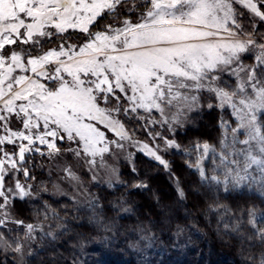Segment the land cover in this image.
<instances>
[{"label": "snow or ice", "instance_id": "6c2138e0", "mask_svg": "<svg viewBox=\"0 0 264 264\" xmlns=\"http://www.w3.org/2000/svg\"><path fill=\"white\" fill-rule=\"evenodd\" d=\"M262 28L264 0H0V249L22 254L18 236L40 229L19 218L37 191V155L53 162L70 155L94 170L123 142L134 143L183 198L164 154L184 150L157 125L174 132L204 93L215 101L209 109L232 119L217 122L219 151L193 143L186 167L217 190L264 189ZM74 34L79 43L70 42ZM124 121L139 122L145 140L134 141ZM209 153L219 175L205 172ZM62 170L78 179L69 164ZM249 223L261 249L251 264H264V226Z\"/></svg>", "mask_w": 264, "mask_h": 264}, {"label": "trees", "instance_id": "16d2710c", "mask_svg": "<svg viewBox=\"0 0 264 264\" xmlns=\"http://www.w3.org/2000/svg\"><path fill=\"white\" fill-rule=\"evenodd\" d=\"M221 115L217 109H204L195 127L180 129L171 138L182 147L204 141L218 144ZM126 123L145 139L139 122ZM167 158L184 189L183 198L177 195L169 174L141 154L136 158L135 173L132 167H125L122 185L94 190L92 207H79L70 198L45 193L34 198L20 209L19 218L40 224L34 248L23 264H180L174 250L180 252L178 246L188 238L191 246L184 249V264H251L261 249L258 241L250 239L249 221L255 223V218L248 213L264 212V198L250 192L220 194L206 188L209 186L186 167L183 153L173 152ZM35 174L39 183L50 182L47 172ZM140 182L147 187L134 186ZM165 190L170 192L164 194ZM260 224L264 225V217L255 225ZM145 243L152 247L151 252ZM144 255L150 262L145 263ZM173 256L179 257L175 260ZM217 256L222 260L217 261ZM0 264L22 262L14 253H1Z\"/></svg>", "mask_w": 264, "mask_h": 264}, {"label": "rangeland", "instance_id": "374dc122", "mask_svg": "<svg viewBox=\"0 0 264 264\" xmlns=\"http://www.w3.org/2000/svg\"><path fill=\"white\" fill-rule=\"evenodd\" d=\"M111 19H106L102 22V24L100 25V28L103 27L104 24L110 23ZM100 28H97L96 30H100ZM262 32H264V28L261 29ZM77 35L78 34H74L70 40L71 43H79L80 41L77 39ZM49 47H55V45H49ZM245 56V60L244 62L246 64H252L253 63V59L251 58L252 54L250 53H246L244 54ZM209 103H215L214 100H210L207 96L206 93L202 94V98H201V102H200V107L197 108L196 110L189 112L186 114V117L183 119V123L181 126H177L176 130L174 132H169L171 135L166 134L167 128L166 127H160L159 125H157V130L161 132L162 135H165L167 137H172L178 130L180 129H184V128H188V127H192L195 125V120L197 119L198 115L201 114V112L205 109H209L207 107V105ZM216 109V108H213ZM225 119H232L228 112H221V110L217 109ZM154 116H158L157 113H153ZM221 115V116H222ZM125 123V121H124ZM126 129L129 130V132H133V130L129 127V124H125ZM195 127V126H194ZM133 140L134 141H144L145 139H141L140 137H138L135 132H133ZM108 135L115 139L114 134L112 133H108ZM243 138V137H241ZM208 142V141H207ZM125 147L120 150L118 153L116 154H112V155H105V161H106V166L104 167H97L94 170H89L88 166L86 164H84L82 161L81 162H77L76 160L72 159L70 155L65 156L63 158H60L58 162H53V161H49L46 158L40 157V156H36L33 164H34V168H33V172L34 175L37 176L35 173L39 170L41 172H47L48 175H50V182L48 183H44L41 182L39 183V181L37 180L38 178L36 177V180L33 181V184L36 188L39 189L38 192L34 193V198H38L41 196L42 193L45 194H49L51 196H55V197H67L70 198L71 200H73L76 205H78L79 207H92L96 201V193H95V189H99V188H103V187H107V188H115L118 187L122 182V172L124 171L126 166L129 167H135V162H136V158L138 154H141L143 156H145L142 152L139 151L138 147L134 144V143H129V142H123ZM209 144L212 145H216L217 146V151H219V145L217 143L214 142H208ZM192 145L187 146V147H182L181 148L184 151H180V150H172L169 149L167 153H165V158L168 160V156L170 154H172L173 152H178V153H183V157H184V161H188L189 159H192L194 157H189L186 152L188 149H190ZM148 158V157H147ZM169 161V160H168ZM67 163L69 164L73 171L75 172L76 176L78 177V179H68L65 178L64 173H63V166L64 164ZM204 168H205V172L208 176L211 175H219L218 172H214L213 169L216 167V164L218 163V160H216L211 153H209V156L207 159L204 160ZM191 171L195 172L199 177L198 172L195 169H191L189 168ZM48 184V185H47ZM206 184V183H204ZM208 185V184H206ZM200 186L204 187L203 185L200 184ZM206 187V186H205ZM206 188H214L215 191H218L220 194H226V193H232V192H250L253 194H257L259 195V197H263L264 198V189H261L259 187V185H242L240 188L236 189V190H230V191H224L223 186L219 187V190H217L216 187H206ZM43 189H46V191H44ZM167 192H170L168 190H165L164 194H167ZM171 195V193H170ZM264 200V199H263ZM161 210L164 212V208H161ZM264 217V212H259L258 215H254L255 218V224H257V219H260ZM253 220V219H251ZM264 226V225H259V227ZM257 227V225H256ZM15 236V235H14ZM17 236V234H16ZM23 235L20 234L18 236V238ZM38 238V233L37 231L34 232L32 234V238H19L21 243L23 244V253H16L13 252L10 248L9 249H0V254H15L16 257H18V260L20 262H22V264L24 262H26V259L29 257L32 248H34L33 246L35 245V241ZM181 239V238H180ZM179 239V241H181ZM189 239V238H188ZM186 240L185 243L182 244V246H178V251L174 252L176 254H178L179 259L177 260L178 257H172L175 260H177V263L180 264H184L182 263V260L185 259L186 254L184 253V249L188 248V246L190 245V240ZM146 245V249L148 251L151 252V246L148 243H145ZM191 246V245H190ZM182 247V248H181ZM140 250V248H139ZM145 257V263L150 262V257L148 255H144ZM184 256V258H182ZM190 258V257H189ZM215 259V257H214ZM217 261H221L222 258L217 256L216 258Z\"/></svg>", "mask_w": 264, "mask_h": 264}]
</instances>
